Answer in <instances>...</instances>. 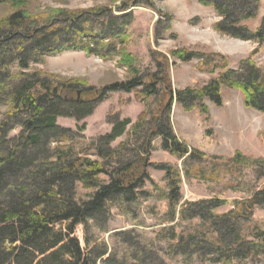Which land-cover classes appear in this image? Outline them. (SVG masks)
<instances>
[{
	"label": "trees",
	"instance_id": "obj_1",
	"mask_svg": "<svg viewBox=\"0 0 264 264\" xmlns=\"http://www.w3.org/2000/svg\"><path fill=\"white\" fill-rule=\"evenodd\" d=\"M190 1L213 10L219 18L213 26L215 32L256 45L241 63V70H230L227 60L220 55L182 48L167 55L150 50L151 67L141 72L137 59L126 49L132 40L130 9L145 8L158 15L155 44L166 36L176 37L170 33L171 16L160 11L155 0H122L114 10L41 9L34 2V12L28 10L31 0H0L7 7V13L0 17V264H95L99 259L109 264L105 246L94 252L86 237L84 244L80 242L76 230L82 227L86 232L92 226L105 232L108 205L117 203L124 207L136 202L145 183H154L148 175L150 168L167 175L170 191L166 197L167 215L173 223L180 204L179 174L168 165L151 164L155 139L161 140L162 151L178 159L187 157L233 168H253L256 177H264L254 168L258 161L239 152L230 159L208 157L189 150L173 133L170 118L175 104L189 113L198 101L199 111L207 114L202 102L209 100L221 106L222 88L240 91L246 108L264 114V71L252 62L264 47V16L257 28H250L258 17L259 0ZM73 51L104 62L117 58V67L126 72L125 80L98 89L83 80L63 81L32 68L45 65L50 56ZM171 60L183 64L197 60L201 68L210 65L206 70L210 74L220 62L223 71L199 89L176 92L170 71L177 64ZM118 92L135 94L136 100L145 106L131 126L127 140L116 149L111 148L131 125L130 120H113L109 122L111 134L89 141L78 152L71 132L58 127L57 120L83 123L107 95ZM85 127L83 123L78 129L83 132ZM16 129L19 135L10 138ZM260 162L264 164V160ZM78 186L89 192L84 198L77 195ZM225 205L226 202L213 200L181 209L182 220L199 219L203 226L214 227L219 238L216 243H196L193 237L183 241L181 236H175L178 244L171 248L182 251L186 259L191 252L198 251L201 255L215 256L219 264L242 260L264 264V230L253 241L237 232L242 222L251 221L255 207L264 208V186L248 200L234 201L228 213L213 214ZM126 237L117 235L136 264H164L133 249Z\"/></svg>",
	"mask_w": 264,
	"mask_h": 264
},
{
	"label": "rangeland",
	"instance_id": "obj_2",
	"mask_svg": "<svg viewBox=\"0 0 264 264\" xmlns=\"http://www.w3.org/2000/svg\"><path fill=\"white\" fill-rule=\"evenodd\" d=\"M28 10L34 12L37 2L41 9L83 10L94 7H108L114 10L122 0H31ZM258 17L251 22L250 28L258 27L264 16V0H259ZM157 8L171 16V31L174 39L164 37L157 44L154 42L155 23L158 15L145 8L130 9L133 14L131 25L132 40L126 47L127 51L137 59V67L143 72L151 67L150 50L168 54L175 49H188L201 53H213L224 57L228 68L233 71L242 69L241 63L248 59L256 45L250 42L234 40L214 31L213 26L219 21L213 10L203 7L190 0H155ZM7 13V7L0 4V17ZM212 62V59H207ZM117 58L113 61H102L94 56H87L81 51L64 52L50 56L45 65L33 66V70H42L58 76L61 80H83L90 87L102 88L126 78L125 70L117 67ZM177 66L171 69V84L174 91L187 88L199 89L205 86L211 78L221 73L220 62L213 74L207 68L199 67L197 60L183 64L174 60ZM255 66L264 71V47L253 58ZM208 112L199 111L200 102L193 104V110L186 113L175 104L171 113V128L174 135L189 150H197L208 157L230 159L236 152L242 156L258 161L255 170L264 174V114L244 106V98L236 89H221V106H215L211 101L202 102ZM145 111V106L139 103L135 94L122 92L107 95L106 100L96 108L94 113L83 123L85 131L80 132L74 119H58L56 125L71 132L72 141L79 150L86 148L89 141L112 133L109 122L130 120L124 134L116 139L112 149H116L127 140L131 126L136 123L139 115ZM20 131L14 130L9 137L18 136ZM161 140L152 142L150 162L154 165L170 166L179 174L178 194L180 204L176 208V219L173 223L167 215L169 207L166 197L169 194L168 178L164 171L150 168L149 178L153 184L145 183L139 190L138 199L133 204L120 207L119 204L108 205L109 218L105 232H99L92 226L86 232L82 227L76 230V236L82 244L88 239L94 252L105 246L109 264H136L126 246L117 239V235H127L133 249L141 252L148 259L164 264H219L213 255H201L193 251L186 259L182 251L171 246L178 244V237L187 241L190 237L194 242L216 243L219 233L214 227L201 223L199 219L182 220L179 211L188 210L189 204L211 201L226 202L213 211L221 216L233 209L234 201L248 200L252 194L264 186V177L260 179L253 173V168H233L223 163L210 160L198 161L184 157L178 159L160 149ZM53 146V145H52ZM89 192L78 186L77 195L84 198ZM205 207H208L205 205ZM264 230V208L255 207L250 222H242L237 227L241 237L249 241ZM175 238V239H174ZM170 246V247H169ZM170 248V249H169ZM95 264H103L101 259ZM156 264V263H155ZM232 264H251L249 260L233 262Z\"/></svg>",
	"mask_w": 264,
	"mask_h": 264
},
{
	"label": "water",
	"instance_id": "obj_3",
	"mask_svg": "<svg viewBox=\"0 0 264 264\" xmlns=\"http://www.w3.org/2000/svg\"><path fill=\"white\" fill-rule=\"evenodd\" d=\"M56 90H54V92H55ZM78 96H79V93H78Z\"/></svg>",
	"mask_w": 264,
	"mask_h": 264
}]
</instances>
